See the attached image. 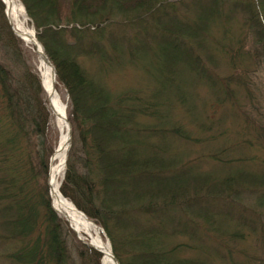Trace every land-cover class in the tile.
I'll list each match as a JSON object with an SVG mask.
<instances>
[{
  "label": "trees",
  "instance_id": "trees-1",
  "mask_svg": "<svg viewBox=\"0 0 264 264\" xmlns=\"http://www.w3.org/2000/svg\"><path fill=\"white\" fill-rule=\"evenodd\" d=\"M21 2L55 68L57 89L63 87L69 97L72 143L61 194L103 230L118 263L202 264L179 256L183 247L198 246L181 243L167 248L163 242L174 233L190 231L176 215L189 217L191 223L190 211L194 210L205 216L209 231L220 229L214 227L217 218L229 221L228 228L218 231L217 247L230 264H264V180L241 170L222 179L208 174L193 176L191 161L182 163L169 156L167 139L171 136L194 144L224 136L221 118L208 116L201 123L202 132L208 134L205 139L196 138L182 124L167 127L171 118L167 102L148 99L137 89L113 94L80 61L82 57L95 59L100 74L108 77L120 66L121 53H126L121 42L113 41L111 52L106 48L108 26L120 16L126 20L118 24L125 28L145 21L142 29L133 27L131 40L139 43L137 51L148 48L147 40L158 44L165 82L170 85L160 90L171 89L185 69L194 72L215 91L213 113L229 106L244 124L243 144L264 151L259 88L251 80L249 68L243 67L248 60L257 67L264 63V0ZM190 6H194V15L188 12ZM183 7L188 9L184 12ZM4 8L0 0V43L8 56L19 61L16 50L23 41L9 26ZM233 11L245 15L251 45L246 48L248 38L241 34L235 49L223 47L234 72L217 78L212 72V63H216L207 35L215 22L228 20ZM127 49L126 54L134 60ZM239 68L241 72L236 73ZM26 77L16 75L12 65L0 61V248L5 247L0 259L7 264H75L68 241V235L74 233L53 209L48 188L42 194L35 187L42 174L49 179L53 115L45 112L39 98L42 87L35 86L32 74ZM225 152H215L211 158L232 168L237 159L223 158ZM255 185L263 188H252ZM248 189L253 197L249 207L243 201ZM221 199L226 204L215 213L218 217L209 213L210 209L200 208ZM192 216L195 219L197 215ZM250 235L256 242L255 252L238 245ZM237 254L242 261L236 260ZM77 256L88 264H101L103 259L102 253L86 244L78 248Z\"/></svg>",
  "mask_w": 264,
  "mask_h": 264
},
{
  "label": "rangeland",
  "instance_id": "rangeland-1",
  "mask_svg": "<svg viewBox=\"0 0 264 264\" xmlns=\"http://www.w3.org/2000/svg\"><path fill=\"white\" fill-rule=\"evenodd\" d=\"M180 1L181 0H171V2H175L176 4ZM3 4L5 5L4 2ZM190 7L192 10H188V12L191 13V15H194V13L192 12L194 10V6ZM5 9L6 6L4 8V15L9 26L14 32L15 29L10 19L8 18ZM186 9L188 8L183 7L181 10L185 12ZM188 12L186 13L188 14ZM229 14L230 18L228 20H218L217 22H215L209 28L210 32L209 35H207V43L211 49L213 58L216 63H212L213 71H211H215L214 73L216 74L217 78L224 77L226 75L228 76L230 75V73L234 72V70L229 64L228 57L225 54L226 51L222 48L226 47L227 49H235L236 46H238V44L236 45V42L240 38L241 34H244L243 36L248 38L246 48H250L252 40V35L250 31L248 30V33H246L247 28L244 24L246 20L245 15H243L241 12L234 11L230 12ZM136 17L138 18V20L142 21V17L138 15H136ZM133 19L134 15L131 20ZM115 20H117V23L108 26L104 45L106 46V48H108V50L110 48L109 52H111L112 42H121L120 46L123 48V51L127 53V48H129V50L132 51L134 60L130 58L129 53H121L122 58L120 59V66L115 67L114 70L110 72L108 77H105L104 75L100 74L99 64L95 59H91L89 57L80 58L83 67L95 77H97L101 81V83L106 84L113 94H119L123 90L137 89L140 90L143 93V96H146L148 99L150 97H153L150 99H155L157 101L159 100L161 102H167L171 109V118L168 119L169 123H167V127L182 124L198 139H205L208 135L202 132L203 129L200 128L201 123L206 122L210 117L212 120H216V117L219 116L218 118H221L222 121L220 130L225 129L226 133L224 136L219 137L218 140L215 142H201L198 144H194L178 140L173 136L167 139V143L171 150L169 156L175 159V161H177L178 159L182 163L191 161L193 163V166L195 167L194 170L192 169L190 171V174H192L193 176L208 174L214 177L216 176V178L222 179L231 173H235L236 171L241 170L249 172L252 176L264 180V151L255 148L254 146H250L248 143L243 144L242 140L244 138V124L240 117H236L235 112L232 111L229 106L221 107L216 114L213 113L214 108L211 109V106L214 102V99H216L213 87H210L206 82H202L194 72H188L185 69L182 76L177 80V82L173 85L171 89L161 91L160 87H170V85L165 82V68L162 53L160 52L158 44L154 41L153 42L155 44L150 40H147L148 48L146 50L137 51L136 45L139 43L131 40L134 36V31L132 30L133 27L142 29V26H145L146 22L143 21V23L140 24L135 23L125 28L122 25L118 24L119 22L125 21V17L120 16L117 17ZM29 26L31 29L34 30V33L37 37V30L30 17ZM224 29L227 31L226 35L224 34ZM141 33L144 34L143 32ZM211 35L212 38H210ZM22 41L23 44L16 50L17 55L19 57V61H15L14 57L12 59L10 56H8L6 54V49H4L3 45L0 43V61L7 62L8 64L12 65V70L16 75H25V77L28 73L33 75L32 80L35 86L37 87V85H40L43 89V92L40 91L39 93V98L45 106V112H47L50 116L51 110L48 107V97L42 86L41 74L39 71L40 57L37 54L34 45H27L24 40ZM243 67L249 68L251 80L254 81L256 85H258L259 107L264 113V63L262 62L261 66L257 67L252 64V61L248 60L243 65ZM241 70L242 69L239 68L237 70L238 72L236 73H240ZM102 76H104L105 78H101ZM30 79L31 78H29V80ZM57 90L61 95L63 103L66 104L67 107L69 97L66 93V90L63 89V87H59V89ZM238 97H241V99H243L244 95L239 92ZM67 109L66 117L68 119ZM208 116L209 118L207 119ZM52 118V134L50 133V137L52 138V142L54 145V155L60 143L61 129L56 120V117L54 119V116H52ZM217 126L218 124L216 123L215 129L217 128ZM250 138L251 140L254 139L252 138V136H250ZM146 140L149 141V139ZM154 141L156 142V140ZM223 149L226 150L223 158L225 157L227 159H237L235 163L232 164V168L221 165L211 158L215 152H221ZM53 155L51 156L49 163V178L50 169L53 162ZM238 159L243 160L239 161ZM65 170L60 176L59 183L63 181ZM262 186L264 187V185ZM35 187L37 193L41 192L42 194H44L46 192V188H48V196L51 200V205L53 207L49 179H46L44 177V174L41 175V178L38 180L37 185H35ZM254 187L256 189L263 188L260 185H255L252 188ZM250 190L251 189H248L246 195L243 197V201L248 207L252 205L253 201V197L250 193ZM224 204H226V201H223L221 199L217 202H213L212 204L203 205L200 208L201 210L210 209L211 212L209 211V213H212V215L218 217V215L215 213L223 209ZM192 215L197 216L194 219ZM58 216L66 223L65 219H63L59 214ZM176 216L181 219L182 222H186L188 224V228L190 231H188L187 233L178 232L169 236L163 241L165 242L164 245L167 248H171L181 243L190 246H198L196 248H190L188 246L183 247L184 249L182 248L180 250L179 256L191 259L197 263L202 264H230V262L225 259L223 255L219 252L217 247L218 231L220 232L221 229L228 228L227 224L229 223V221H227L224 217L217 218V222L214 227L219 226L220 229L217 228L218 231L215 232L209 231V226L205 216L203 214L196 213L194 210L192 212L190 211V216L193 221L191 223L189 222L191 221L189 217L184 216L183 214L178 213ZM154 223L155 222H152L151 224ZM143 224H147V222L144 220ZM67 225L74 233L73 235H68V241L74 254L75 264H88V262H83L79 260L77 256V250L78 248H81L82 244L89 243V239L87 237L80 238L78 234L70 227L68 222ZM193 228L195 229V231ZM179 230L181 231L182 228L179 227ZM102 235L105 242L111 246V243L104 234L103 230ZM255 243L256 242L254 236L250 235L249 237H247L245 242L241 244L239 243L238 245H240V247L242 248L248 249L250 252H255ZM12 247L14 246L12 245ZM4 248L5 247L0 248V254L3 253V250H5ZM96 251L99 252L98 250ZM235 258L237 261H242L243 259V257L238 254L235 256ZM103 260L104 255L101 264H104ZM0 264L7 263L4 259H0Z\"/></svg>",
  "mask_w": 264,
  "mask_h": 264
},
{
  "label": "bare ground",
  "instance_id": "bare-ground-1",
  "mask_svg": "<svg viewBox=\"0 0 264 264\" xmlns=\"http://www.w3.org/2000/svg\"><path fill=\"white\" fill-rule=\"evenodd\" d=\"M6 6V14L10 19L15 32L24 40L27 45H34L41 55L39 46L36 48L34 30L29 26V16L20 0H2ZM39 71L41 74L42 86L47 94L48 107L61 129L60 143L53 155V162L50 169V192L52 204L55 211L69 223L70 227L80 238H88L97 250L104 255V264H116L111 246L103 239L101 229L66 199L60 191V176L65 170V157L69 148L68 123L66 121V104L63 103L61 95L56 87L55 73L53 67L40 56ZM58 126V125H57Z\"/></svg>",
  "mask_w": 264,
  "mask_h": 264
},
{
  "label": "water",
  "instance_id": "water-1",
  "mask_svg": "<svg viewBox=\"0 0 264 264\" xmlns=\"http://www.w3.org/2000/svg\"><path fill=\"white\" fill-rule=\"evenodd\" d=\"M14 34L16 35V36H18L20 39H22L20 36H19V34L18 33H16L15 32V30H14ZM23 40V39H22ZM34 40H35V44H36V48H38L37 46H39L40 47V49H41V55L39 54V52H37V54L39 55V57L40 56H43L45 59H46V61L53 67V69H54V73H55V82H56V84H57V75H56V71H55V68H54V66L52 65V63L49 61V59L47 58V56H46V54H45V52H44V49H43V47H42V45L40 44V42L38 41V39H37V37H36V34H34ZM66 121H67V123H68V133H69V148H68V151H67V154H66V157H65V168H66V165H67V159H68V153H69V151H70V149H71V143H72V126H71V124H70V122L68 121V119H67V117H66ZM79 212H81V211H79ZM81 213H83V212H81ZM84 214V213H83ZM85 215V214H84ZM86 216V215H85ZM87 217V216H86ZM88 218V217H87ZM89 219V218H88ZM99 227V226H98ZM100 228V227H99ZM101 229V228H100ZM101 231H102V229H101ZM89 247H91V248H94V249H96L91 243H86ZM97 250V249H96ZM99 251V250H98ZM99 252H101V251H99ZM102 253V252H101ZM113 257H114V260H115V262H116V264H119L118 263V261L116 260V258H115V256H114V254H113Z\"/></svg>",
  "mask_w": 264,
  "mask_h": 264
}]
</instances>
